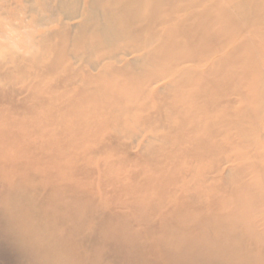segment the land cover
Masks as SVG:
<instances>
[{
	"label": "bare ground",
	"instance_id": "6f19581e",
	"mask_svg": "<svg viewBox=\"0 0 264 264\" xmlns=\"http://www.w3.org/2000/svg\"><path fill=\"white\" fill-rule=\"evenodd\" d=\"M0 189L39 264H264V0H0Z\"/></svg>",
	"mask_w": 264,
	"mask_h": 264
},
{
	"label": "rangeland",
	"instance_id": "374dc122",
	"mask_svg": "<svg viewBox=\"0 0 264 264\" xmlns=\"http://www.w3.org/2000/svg\"><path fill=\"white\" fill-rule=\"evenodd\" d=\"M18 237L10 222L0 213V264H39L40 258L34 257L29 244L21 243Z\"/></svg>",
	"mask_w": 264,
	"mask_h": 264
}]
</instances>
